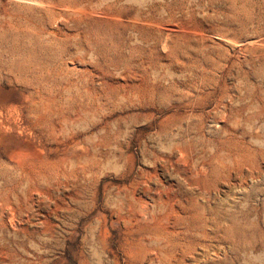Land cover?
Here are the masks:
<instances>
[{
  "label": "rangeland",
  "instance_id": "obj_1",
  "mask_svg": "<svg viewBox=\"0 0 264 264\" xmlns=\"http://www.w3.org/2000/svg\"><path fill=\"white\" fill-rule=\"evenodd\" d=\"M225 114L264 139V0H0V264H264Z\"/></svg>",
  "mask_w": 264,
  "mask_h": 264
},
{
  "label": "bare ground",
  "instance_id": "obj_2",
  "mask_svg": "<svg viewBox=\"0 0 264 264\" xmlns=\"http://www.w3.org/2000/svg\"><path fill=\"white\" fill-rule=\"evenodd\" d=\"M188 108L195 109L196 104H190ZM221 120L223 124H221L218 119L215 121L217 134L219 135L218 140L221 144H229L234 150L223 149L222 152L216 156V160L220 165V170H215L214 174L218 177H224L228 185H232L233 178L238 180L239 184L237 187H239L242 192L246 191L244 195V197H246L245 201H252L257 188L251 187L248 189L245 185L252 181L260 182L262 180L260 165L262 163L264 164V139L256 136L252 128H245L242 125L241 119L232 118L228 114H225ZM203 130L204 126L202 125L196 128L193 134L199 138H203ZM247 138H250V142L247 141ZM204 153L205 152H202L201 154ZM206 159L204 155L198 157V169L201 174L206 173V168L208 166ZM205 190L210 195L212 190L218 191V187H205ZM199 222L202 225L206 223L204 216H199Z\"/></svg>",
  "mask_w": 264,
  "mask_h": 264
}]
</instances>
